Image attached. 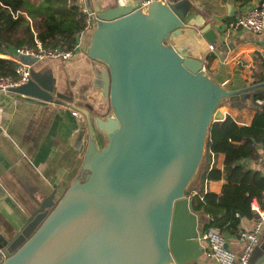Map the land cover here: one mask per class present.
<instances>
[{"label":"water","instance_id":"obj_1","mask_svg":"<svg viewBox=\"0 0 264 264\" xmlns=\"http://www.w3.org/2000/svg\"><path fill=\"white\" fill-rule=\"evenodd\" d=\"M95 23L86 55L107 67L110 114L91 120L81 110L90 140L79 175L56 204L54 194L45 199L34 232L0 248V264H186L201 253L187 188L200 170L210 123L223 118L220 103L243 100L256 86L227 90L200 59L181 54L170 39L186 20L173 4L113 8ZM201 34L217 44L209 25ZM9 91L53 101L52 89L30 78ZM93 122L106 139L102 148ZM263 261L264 254L253 264Z\"/></svg>","mask_w":264,"mask_h":264},{"label":"crops","instance_id":"obj_2","mask_svg":"<svg viewBox=\"0 0 264 264\" xmlns=\"http://www.w3.org/2000/svg\"><path fill=\"white\" fill-rule=\"evenodd\" d=\"M139 1L90 0L89 9L97 15L113 8H135ZM167 1L186 20L182 33L170 39L181 54L200 59L205 74L227 90L256 86L243 100L220 103L223 118L210 123L200 170L187 188L201 253L186 264H217L206 256L199 239L209 216L195 206L201 202L222 208L224 219L219 228L228 247L239 254L238 232L250 230L256 216L242 198L250 194L261 201L264 192V113H260L261 104L252 100L253 94H264V32L230 26L238 15L250 11L256 0ZM206 25L216 34L215 46L201 34ZM91 32L80 34L79 49L70 60L45 59L29 66L30 79L51 88L53 101L0 90V248L17 234V244L27 238L45 215H36L45 199L54 194L52 202L56 204L79 175L90 140L81 110L88 112L91 120L110 114L103 92L107 67L86 55ZM73 111L79 114L74 116ZM92 125L102 148L104 134L94 122ZM263 254L264 225L251 264Z\"/></svg>","mask_w":264,"mask_h":264},{"label":"trees","instance_id":"obj_3","mask_svg":"<svg viewBox=\"0 0 264 264\" xmlns=\"http://www.w3.org/2000/svg\"><path fill=\"white\" fill-rule=\"evenodd\" d=\"M85 19L77 0H0V55L12 53L23 45L35 47L36 41L45 48L71 49L78 43ZM15 68L13 60L0 56V78L16 79ZM252 100L263 102L260 113H264V94L255 93ZM242 199L250 208L251 200L257 198L245 194ZM195 209L209 216L205 227L219 228L224 219L219 206L198 202Z\"/></svg>","mask_w":264,"mask_h":264},{"label":"built area","instance_id":"obj_4","mask_svg":"<svg viewBox=\"0 0 264 264\" xmlns=\"http://www.w3.org/2000/svg\"><path fill=\"white\" fill-rule=\"evenodd\" d=\"M153 2L168 4L167 0H140L135 9L145 11ZM77 3L79 4L81 12L86 16L85 25L81 33L91 32L94 29L96 15L87 7L85 0H77ZM230 26L234 30L244 29L256 33L264 32V0H256L255 6L252 7L250 11L238 15L230 22ZM78 49V43L71 49L62 47L45 48L36 41L35 47L23 45L15 48L12 53L1 54V57L11 59L16 63L15 72L17 78H0V90H9L29 80V66L21 63L19 61V56L28 55L35 58L37 61L45 59L68 61ZM210 49H212V46H210ZM257 103L263 104L260 100H257ZM72 114L77 116L79 112L73 111ZM250 208L256 216L250 230H241L238 232V239L241 242V251L239 254H236L228 247L226 239L219 228L208 226L201 231L199 239L203 244L204 253L208 258H211L217 264L250 263L252 252L258 243L261 228L264 225V192L261 201L257 199L251 200Z\"/></svg>","mask_w":264,"mask_h":264}]
</instances>
